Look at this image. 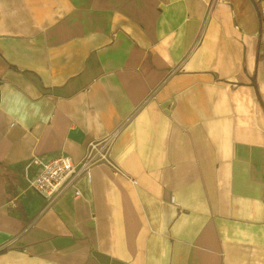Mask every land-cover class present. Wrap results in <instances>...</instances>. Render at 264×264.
<instances>
[{
	"label": "crops",
	"instance_id": "obj_1",
	"mask_svg": "<svg viewBox=\"0 0 264 264\" xmlns=\"http://www.w3.org/2000/svg\"><path fill=\"white\" fill-rule=\"evenodd\" d=\"M252 0H0V264H264ZM108 161L49 200L34 156Z\"/></svg>",
	"mask_w": 264,
	"mask_h": 264
},
{
	"label": "built area",
	"instance_id": "obj_2",
	"mask_svg": "<svg viewBox=\"0 0 264 264\" xmlns=\"http://www.w3.org/2000/svg\"><path fill=\"white\" fill-rule=\"evenodd\" d=\"M257 4L258 13V56L264 58V0H252ZM109 143L93 141L81 160L76 162L71 156L61 153L56 157L34 156L28 166H36L37 171L29 186L40 196L49 200L70 193L73 197L81 194L78 186L82 178L89 179L90 168L101 161H108Z\"/></svg>",
	"mask_w": 264,
	"mask_h": 264
}]
</instances>
